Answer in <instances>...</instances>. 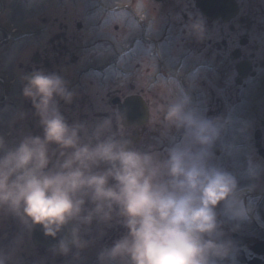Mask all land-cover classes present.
<instances>
[{
    "label": "clouds",
    "instance_id": "clouds-1",
    "mask_svg": "<svg viewBox=\"0 0 264 264\" xmlns=\"http://www.w3.org/2000/svg\"><path fill=\"white\" fill-rule=\"evenodd\" d=\"M182 28L188 39H206L199 14ZM198 74L177 69L166 80L159 134L145 146L124 130L122 111L70 122L62 111L75 97L68 80L25 72L20 95L39 131L17 128L24 111L0 119V218L39 230L61 264H237L234 234L264 225V157L241 110L208 114ZM0 264H12L4 247Z\"/></svg>",
    "mask_w": 264,
    "mask_h": 264
},
{
    "label": "flooded vegetation",
    "instance_id": "flooded-vegetation-1",
    "mask_svg": "<svg viewBox=\"0 0 264 264\" xmlns=\"http://www.w3.org/2000/svg\"><path fill=\"white\" fill-rule=\"evenodd\" d=\"M181 1H187V7L178 13L181 17L179 24L181 39L174 45L176 48L182 45L178 63L181 65L197 59L191 71L185 70V72L199 71L196 79L198 100L204 103L209 115L221 113L229 106L241 110L253 122L252 143L258 155L264 157V0H232V6H235L233 16L225 19L215 18L211 22H207L196 7L195 3L198 0ZM189 14H199L205 20L206 39L202 42L197 43L188 39L184 33L182 24L183 21H187ZM170 27L171 25L163 27L162 33L164 32L165 39L162 41H151L143 36L146 45L141 46L143 51L148 53V59H153L147 71L149 72L151 67L154 70L148 73L147 78L151 75L156 76L161 80L159 84L165 90L169 87L166 80L172 74V72L163 71L168 67L166 61L171 59L172 54L167 55L166 47L170 48L176 43L171 36L170 41L167 40L166 30H170ZM54 37L49 40L50 53L54 54L53 57L47 56L48 51H44V56L35 51L30 60V66L20 65V69L23 68V75L35 68L55 71L54 68L58 70V67L63 64L66 67L82 65L74 69L72 77L68 80L69 87L75 93L73 103L62 105V111L70 122L74 120L94 122L106 116L118 119V104L132 95H140L149 111L156 107L160 108L168 99L166 91L160 92L157 99L152 98L150 95V90L154 87L150 83L152 79H149L145 91L124 94L123 89L118 85L117 50L113 43L110 45L108 41L105 42L114 55L97 64L91 59L87 62L80 60L78 49H73L76 46L72 43L71 46L69 45L73 39L66 38L63 32ZM101 40L97 39L96 42L85 46L83 50L96 48L102 44ZM4 42L5 32L0 25V45ZM133 47V42L131 47L127 46L129 58L135 55ZM126 70L128 78H133L134 68ZM1 76L5 77L4 74ZM86 80L89 81L86 82ZM0 83H2L1 80ZM133 83L128 82L129 91H133ZM20 86L19 80L18 86L15 87V104L7 105L0 102V119L7 122L9 118L24 111L26 115L23 119L17 120V128L38 133L39 129L35 126L31 105L21 97ZM3 90L5 91L4 88ZM8 92L11 93V89H8ZM254 94L256 98L252 100ZM156 110L160 112L158 108ZM135 129L134 127L124 128L129 135ZM139 131L141 136L144 135L141 142L145 146L153 143L156 136L152 137L148 129L141 127ZM261 216L264 219V207L261 209ZM121 231L122 229L118 226L114 227L108 232L106 239L114 238ZM234 239L239 245L237 264H264V225L254 221L239 233L234 234ZM0 247L11 252L12 264H61L60 259H54L47 253L46 247L33 242L31 233L10 219L0 218Z\"/></svg>",
    "mask_w": 264,
    "mask_h": 264
},
{
    "label": "rangeland",
    "instance_id": "rangeland-1",
    "mask_svg": "<svg viewBox=\"0 0 264 264\" xmlns=\"http://www.w3.org/2000/svg\"><path fill=\"white\" fill-rule=\"evenodd\" d=\"M2 3L4 8H2L0 25L3 27L6 40L4 45H0V77L3 78L1 75H5V81L0 83L1 103L7 105L16 103L15 87L18 86L23 73L20 65L30 66L35 51L41 56H44V51L50 53L49 40L54 39V36L61 32L66 38L73 39L69 45L71 46L72 43L76 46L73 49H78L80 60L85 62L91 59L100 64L110 59L114 53H111L105 42L108 41L110 45L113 43L118 56L123 55V58L118 59V65L125 71L134 68L136 75L133 78H124L122 73L118 74V85L125 95L145 91L149 81L147 75L154 70L151 67L149 72L147 71L153 59H148V53L141 47L146 45L143 36L151 41H162L165 39V34L162 33L163 27L171 25L170 30H166L167 40L171 36L176 43L170 48L166 47L167 55L172 54L171 59L166 61L168 67L163 71L173 73L176 65L179 64L178 56L182 45L177 46L178 48L174 47L181 39L179 27L181 17L178 13L187 7V1L166 0L157 3L153 0H144L142 8L137 6V0H36L34 3H30L29 0H2ZM77 23L81 24V28H76ZM97 39H102L101 45L87 51L83 50ZM132 42L135 55L129 58L125 48L131 47ZM49 53L47 56L53 57L54 54ZM196 60L184 63L183 70L191 68ZM80 66L82 65L66 67L63 64L58 70L55 68L54 70L59 71L69 80L74 69ZM10 81L13 83L11 84ZM129 81L134 82L133 91H129ZM8 89H11V93ZM165 91L169 97V87L165 90L162 85L157 84L150 90V95L157 99L160 92L165 93ZM255 96L254 94L252 100L256 98ZM157 108L161 109L156 107L150 111V118L145 126L152 137L159 134L160 112H157Z\"/></svg>",
    "mask_w": 264,
    "mask_h": 264
},
{
    "label": "water",
    "instance_id": "water-1",
    "mask_svg": "<svg viewBox=\"0 0 264 264\" xmlns=\"http://www.w3.org/2000/svg\"><path fill=\"white\" fill-rule=\"evenodd\" d=\"M200 7H201L202 12L205 13L206 16L209 14H215V13H217V15H218V14H220V12H222L220 10L223 9V6L220 4V0H213V1L212 0H204L202 6H200ZM214 8L215 9L217 8L218 12H215L216 10ZM212 12H214V13H212ZM142 107L144 109L143 111L135 110V112L133 113L134 117H131V120H133L132 123L141 124L144 120H146L148 112L143 105H142ZM127 108H128L127 103H125V105L120 106V112L122 111L126 114V119H127V115L129 114V112H127ZM140 118H142V119H140ZM125 124H127V122H124V125ZM34 237L39 243L45 244L48 246L49 239L46 237H43L39 230L34 232Z\"/></svg>",
    "mask_w": 264,
    "mask_h": 264
}]
</instances>
